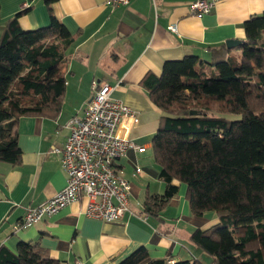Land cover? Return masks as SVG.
Returning a JSON list of instances; mask_svg holds the SVG:
<instances>
[{
  "label": "crops",
  "instance_id": "obj_1",
  "mask_svg": "<svg viewBox=\"0 0 264 264\" xmlns=\"http://www.w3.org/2000/svg\"><path fill=\"white\" fill-rule=\"evenodd\" d=\"M109 1L58 0L48 7L46 0H0V37L7 21L19 13L25 31L49 26V8L72 35L79 34L66 58L61 111L56 116L21 117L17 130L21 162L0 161V248L14 250L20 242L39 243L63 264H120L140 248L148 252L141 264L161 259L212 264L191 236L198 229L215 226L217 215L194 216L184 184L158 217L144 212L146 197L163 193L166 184L149 153L160 111L142 81L148 74L160 76L168 61L193 55L203 58L209 48L244 40V23L264 13V0H218L210 13L199 17L190 13L195 0H157L156 10L152 0H130L117 7ZM172 25L177 33L169 30ZM103 85L110 86L111 95L139 116L127 137L145 151L131 149L117 163L130 182V212L116 222L88 218L84 215L87 200L82 199L17 231L28 208L45 203L66 186L61 156L52 149L64 147L70 135L67 124L83 116L94 88Z\"/></svg>",
  "mask_w": 264,
  "mask_h": 264
},
{
  "label": "trees",
  "instance_id": "obj_2",
  "mask_svg": "<svg viewBox=\"0 0 264 264\" xmlns=\"http://www.w3.org/2000/svg\"><path fill=\"white\" fill-rule=\"evenodd\" d=\"M49 10V26L25 31L19 13L0 38V161L11 165L21 162L19 119L56 116L63 105L66 58L79 34L72 35ZM244 31L240 46L223 44L203 58L168 61L160 76L148 74L142 81L160 111L151 143L166 184L163 193L146 197L144 212L158 217L184 184L194 216L217 215L215 226L191 236L212 264H264V13L248 19ZM147 259L140 248L120 264ZM0 264L63 263L39 243L20 242L14 250L0 248Z\"/></svg>",
  "mask_w": 264,
  "mask_h": 264
},
{
  "label": "built area",
  "instance_id": "obj_3",
  "mask_svg": "<svg viewBox=\"0 0 264 264\" xmlns=\"http://www.w3.org/2000/svg\"><path fill=\"white\" fill-rule=\"evenodd\" d=\"M129 2L110 0L109 4L117 7ZM216 4L217 0H195L190 3V13L203 16ZM152 5L156 10L157 0H152ZM169 30L177 33L175 25ZM111 93L108 85L95 87L93 99L83 116L68 123L70 135L64 147L52 149L61 156L66 186L45 203L28 208L17 231L31 228L82 199L87 200L84 215L88 218L116 222L130 212V183L117 168V163L130 149L143 152L145 148L127 137L139 122L138 113ZM140 172L141 169H137V173Z\"/></svg>",
  "mask_w": 264,
  "mask_h": 264
},
{
  "label": "water",
  "instance_id": "obj_4",
  "mask_svg": "<svg viewBox=\"0 0 264 264\" xmlns=\"http://www.w3.org/2000/svg\"><path fill=\"white\" fill-rule=\"evenodd\" d=\"M243 41L241 40H230V41H227L226 42V45L229 47V48H233V47H237V46H240L242 44ZM192 114H195V112H192Z\"/></svg>",
  "mask_w": 264,
  "mask_h": 264
},
{
  "label": "bare ground",
  "instance_id": "obj_5",
  "mask_svg": "<svg viewBox=\"0 0 264 264\" xmlns=\"http://www.w3.org/2000/svg\"><path fill=\"white\" fill-rule=\"evenodd\" d=\"M217 1H218V0H217ZM93 95H94V92H93ZM92 99H93V97H92ZM92 99H91V101H92ZM91 101H90V103H91ZM90 103H89V104H90ZM89 104H88V105H89ZM88 105H87V106H88ZM76 118H77V117H76ZM138 118H139V116H138ZM67 125H68V124H67ZM67 128H68V126H67ZM68 137H69V136H68ZM67 139H68V138H67ZM130 150H131V149H130ZM132 150H133V149H132ZM137 151H138V150H137ZM144 151H145V150H144ZM144 151H143V152H144ZM128 181H129V180H128ZM129 183H130V182H129Z\"/></svg>",
  "mask_w": 264,
  "mask_h": 264
},
{
  "label": "rangeland",
  "instance_id": "obj_6",
  "mask_svg": "<svg viewBox=\"0 0 264 264\" xmlns=\"http://www.w3.org/2000/svg\"><path fill=\"white\" fill-rule=\"evenodd\" d=\"M0 35H1V29H0ZM0 38H1V37H0ZM149 153H150V155L152 154V157H153L152 150H149ZM153 162H154V160H153Z\"/></svg>",
  "mask_w": 264,
  "mask_h": 264
}]
</instances>
